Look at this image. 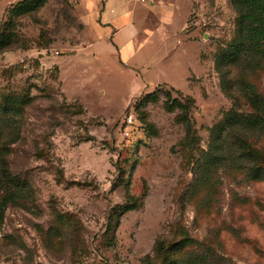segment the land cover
Masks as SVG:
<instances>
[{
	"label": "rangeland",
	"instance_id": "obj_1",
	"mask_svg": "<svg viewBox=\"0 0 264 264\" xmlns=\"http://www.w3.org/2000/svg\"><path fill=\"white\" fill-rule=\"evenodd\" d=\"M164 1L135 63L84 0H0V264H264V50L238 0Z\"/></svg>",
	"mask_w": 264,
	"mask_h": 264
},
{
	"label": "crops",
	"instance_id": "obj_2",
	"mask_svg": "<svg viewBox=\"0 0 264 264\" xmlns=\"http://www.w3.org/2000/svg\"><path fill=\"white\" fill-rule=\"evenodd\" d=\"M88 50L102 58H144L152 34L172 23L175 7L164 0H84Z\"/></svg>",
	"mask_w": 264,
	"mask_h": 264
},
{
	"label": "trees",
	"instance_id": "obj_3",
	"mask_svg": "<svg viewBox=\"0 0 264 264\" xmlns=\"http://www.w3.org/2000/svg\"><path fill=\"white\" fill-rule=\"evenodd\" d=\"M247 7V13L242 15V21L246 24V36L249 44L256 53H262L264 50V0H238ZM31 6L30 3L27 4ZM258 109L264 110L263 102L257 97H253ZM250 127L249 122H246ZM5 159L0 155L1 173L3 177L12 185L19 187L22 182L13 176L7 166ZM5 181V182H6ZM15 194H6L0 201V223L4 221V213L9 204L14 203Z\"/></svg>",
	"mask_w": 264,
	"mask_h": 264
},
{
	"label": "built area",
	"instance_id": "obj_4",
	"mask_svg": "<svg viewBox=\"0 0 264 264\" xmlns=\"http://www.w3.org/2000/svg\"><path fill=\"white\" fill-rule=\"evenodd\" d=\"M133 122H134L133 115H132V114H128V115L126 116V124H127V125H132ZM125 135L128 136V135H129V132H128V131L125 132Z\"/></svg>",
	"mask_w": 264,
	"mask_h": 264
},
{
	"label": "water",
	"instance_id": "obj_5",
	"mask_svg": "<svg viewBox=\"0 0 264 264\" xmlns=\"http://www.w3.org/2000/svg\"><path fill=\"white\" fill-rule=\"evenodd\" d=\"M207 36V35H206Z\"/></svg>",
	"mask_w": 264,
	"mask_h": 264
}]
</instances>
